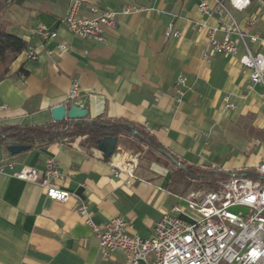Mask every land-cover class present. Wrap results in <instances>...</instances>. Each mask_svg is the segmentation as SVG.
Segmentation results:
<instances>
[{
    "label": "crops",
    "instance_id": "crops-1",
    "mask_svg": "<svg viewBox=\"0 0 264 264\" xmlns=\"http://www.w3.org/2000/svg\"><path fill=\"white\" fill-rule=\"evenodd\" d=\"M200 1L100 0L103 9L115 12L141 10L117 15L100 44L76 38L60 25L69 0H16L2 19L10 33L37 49L38 59L29 61L23 52L0 83V127H43L55 123L53 108L76 105L91 119H124L144 127L180 163L224 173L255 171L264 157V91L252 85L250 71L238 59L203 58L209 52L208 30L198 27H221V17L201 14ZM219 1L244 33L258 35L256 43L247 36L249 50L264 55V6L255 0L240 12L228 0ZM207 3L216 8L215 0ZM225 23L231 25L229 19ZM38 25L57 31V40L43 47L29 35ZM171 26L178 37H168ZM61 43L68 47L64 53L57 50ZM245 54L240 44L238 57ZM180 77L184 85H178ZM74 82L80 93L70 100ZM226 100L235 110L225 109ZM81 142L57 141L16 156L0 145V264H130L122 252L103 259L77 208L87 205L97 225L121 216L132 223L131 233L150 239L157 222L182 203L169 189L172 168L163 161L140 163L127 138L118 141L114 155L138 158L133 178L114 176L113 157L106 159L98 147L86 150ZM50 158L62 174L55 186L71 194L66 203L13 177L25 167L42 172Z\"/></svg>",
    "mask_w": 264,
    "mask_h": 264
},
{
    "label": "built area",
    "instance_id": "built-area-1",
    "mask_svg": "<svg viewBox=\"0 0 264 264\" xmlns=\"http://www.w3.org/2000/svg\"><path fill=\"white\" fill-rule=\"evenodd\" d=\"M15 1L8 0L7 7ZM207 1L209 0L200 1V13L207 17L218 14L221 17V27L199 25L200 31L208 30L209 38V52L206 51L203 58L207 61L212 55H220L238 59L242 67L250 71L252 85L261 86L264 91V55L249 50L246 44L247 36L251 42L256 43L259 41L258 35L244 33L223 2L215 0L216 8L211 9ZM253 1L255 0H228L232 9L240 12L248 9ZM257 1L264 6L262 0ZM99 2L100 0H69L68 12L60 19V25L76 38L104 44L105 28L115 27L117 15L127 16L141 11L131 7L115 12L103 9ZM226 19L230 20L231 25H226ZM219 32L223 33L222 40L217 38ZM29 35L37 38L43 47L54 43L58 38L57 31L44 25L31 28ZM171 36H179L173 26L168 32V37ZM240 44H244L246 54L238 57ZM57 50L64 53L68 47L61 43ZM25 53L29 61L38 59L37 49L31 45ZM184 84L185 79L180 77L178 85ZM79 93L80 86L78 82H74L70 100L77 99ZM235 108L229 100L225 101L227 111ZM110 166L114 176L127 173L133 178L139 160L137 157L123 159L117 154L111 159ZM255 171L259 176L257 180L245 176L233 177L220 182L213 191L200 189L189 192L180 198L183 204L174 206L157 222L150 239L131 233L132 223L121 216L106 224L97 225L93 222L87 205L82 203L77 209L98 239L104 260L122 252L130 264H141L148 260L150 264H264V157ZM13 177L40 185L52 201L66 203L71 197L68 191L55 186L62 174L53 158L45 162L42 172L25 167L14 172Z\"/></svg>",
    "mask_w": 264,
    "mask_h": 264
},
{
    "label": "trees",
    "instance_id": "trees-1",
    "mask_svg": "<svg viewBox=\"0 0 264 264\" xmlns=\"http://www.w3.org/2000/svg\"><path fill=\"white\" fill-rule=\"evenodd\" d=\"M6 8V0H0V83L7 78L13 62L29 46L23 39L9 32L10 25L2 19ZM78 138L82 139L81 146L86 150L96 149L99 142L105 138H115L118 141L127 138L128 149L133 151V155L141 157L145 152L157 153L162 161L172 168L169 189L180 198L194 190L213 191L220 182L233 177L245 175L250 179H259L256 171L224 173L213 168L184 163H181V167H177L166 158V155H171L178 162L179 160L169 150H165L147 129L124 119L87 117L85 120L51 123L43 127H0V145L7 149L10 145H25L33 149L54 144L57 141H74ZM142 162L141 160L140 163Z\"/></svg>",
    "mask_w": 264,
    "mask_h": 264
},
{
    "label": "water",
    "instance_id": "water-1",
    "mask_svg": "<svg viewBox=\"0 0 264 264\" xmlns=\"http://www.w3.org/2000/svg\"><path fill=\"white\" fill-rule=\"evenodd\" d=\"M52 116L54 122L61 123L64 121H79L85 120L88 117V111L83 110V108L73 105L70 108H67L65 105H60L52 109ZM118 139L115 138H105L99 142L98 148L103 151L106 159H111L115 151H117ZM30 149L29 146L25 145H10L8 147V152L11 155H19L22 152L28 151ZM160 153H164V151H160ZM166 158L173 163V165L177 167H181V163L173 159L171 155H166ZM245 176V175H242Z\"/></svg>",
    "mask_w": 264,
    "mask_h": 264
},
{
    "label": "rangeland",
    "instance_id": "rangeland-1",
    "mask_svg": "<svg viewBox=\"0 0 264 264\" xmlns=\"http://www.w3.org/2000/svg\"><path fill=\"white\" fill-rule=\"evenodd\" d=\"M7 1L6 0V5H7ZM141 160H143L144 163H151V162H160L162 161V158L157 154V153H150V152H145L144 154H142V156L140 157ZM204 190V189H203ZM207 191V190H205Z\"/></svg>",
    "mask_w": 264,
    "mask_h": 264
}]
</instances>
